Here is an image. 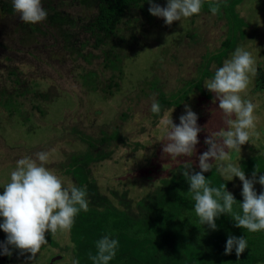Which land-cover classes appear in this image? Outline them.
Returning a JSON list of instances; mask_svg holds the SVG:
<instances>
[{"label":"rangeland","instance_id":"1","mask_svg":"<svg viewBox=\"0 0 264 264\" xmlns=\"http://www.w3.org/2000/svg\"><path fill=\"white\" fill-rule=\"evenodd\" d=\"M85 1L52 0L57 11L74 22L73 29L67 23L48 25L45 19L32 24L40 28V32L29 33L23 30L24 23L17 13L15 17L0 20V24L3 23L0 25V194L10 181L16 161L24 155L35 158L41 151L51 152L45 166L54 171L65 186L75 185L66 170L71 158L87 150V145L74 131H81L93 139H98L102 133L110 135L116 131L120 140L107 148L108 158L91 165V177L100 193L112 199L114 205L113 191H126L128 199L136 202L153 191L178 164L189 162L193 169L200 170L198 156L207 151L205 138L225 127L218 100L213 103L214 94L204 87L207 80L202 88L210 93V98L194 90L179 109H166L156 118L150 111L153 96L157 102L159 94L168 99L186 82L197 79L204 60L221 51L222 43L230 37L229 22L223 13L218 16L200 12L173 22L171 26L162 18L154 17L152 22H147L139 11L133 13L132 20L141 21L142 25L123 32L128 45H122L123 73L119 77L102 65L106 46L90 47L93 39L83 26L96 8ZM156 4L166 7L167 0ZM235 11L246 35L237 48L250 52L255 60L248 88L240 94L256 105V126L249 130V142L242 146L239 158L247 159L255 151L260 152L264 144V82L256 84V72L264 74V0H242ZM65 31L75 38H66ZM131 35L133 41L129 39ZM82 42L88 44L87 51L83 52L87 61L79 58L75 50H70ZM65 45L71 48L66 49ZM215 67V64L209 66L211 70ZM90 71L96 74L98 84L93 92L81 82V75ZM8 100L18 102L19 113L9 114L3 108L2 103ZM185 106H190L197 114V123L202 129L208 126L199 133V143L192 157H167L162 149L168 129L160 121L167 115L179 125ZM239 159L235 161L238 166ZM217 164L213 169L216 170ZM222 177L230 185V193L241 195L242 182L238 177L231 181L229 177ZM255 190L259 194L264 192V187L257 183ZM46 239L48 243L42 246L32 264H46L50 257L54 264L71 263L62 250L69 244V230L58 231L55 235L46 233ZM30 255L18 253L16 264H29Z\"/></svg>","mask_w":264,"mask_h":264},{"label":"trees","instance_id":"2","mask_svg":"<svg viewBox=\"0 0 264 264\" xmlns=\"http://www.w3.org/2000/svg\"><path fill=\"white\" fill-rule=\"evenodd\" d=\"M161 1L153 0L154 3ZM241 1L202 0L200 12L211 13L210 7L219 5L216 15L221 16L223 13L227 18L230 37L222 43L219 53L204 60L196 80L186 82L180 91L170 95L168 99L163 94H159L158 103L161 105V112L152 113L154 118L161 116L166 109L181 108L194 90L207 98L211 97L208 91L203 90V82L213 78L216 69L222 67L223 60L237 49V44L246 36L241 19L235 11ZM86 2L87 5L96 8L95 14L83 26L93 39V45L91 44L90 47L99 49L102 45L106 46L102 52V65L106 70L121 77L122 45L128 41L124 38L123 32L142 25L141 21L132 20V14L137 11L146 18L147 22H152L154 16L149 12L151 5L148 0H86ZM42 5L48 13L46 18L48 25L67 23L73 29L74 22H70L67 16L57 11L52 0H42ZM15 15L11 0H0V20ZM138 22L140 24H137ZM23 25V30L26 29L29 33L41 31L32 24ZM65 34L66 38L74 37L67 31ZM115 38L116 41L113 40ZM129 39L133 41L134 37L131 35ZM65 47L71 48L69 45ZM87 47L88 44L82 42L73 45V49L70 50H75L79 58L87 61V57L83 54L87 51ZM210 64H215L214 70L209 68ZM95 77L96 74L92 71L81 75L82 85L91 92L97 89ZM256 77H258L256 84L259 81L264 82V74L256 72ZM110 83L116 86L114 81ZM32 93L38 95L36 92ZM2 106L9 114L19 113L18 102L8 100L2 103ZM36 109L40 111L38 107ZM75 132L79 140L87 145V150L73 156L66 171L72 175L75 186L86 188L89 207L88 211H81L75 217L69 230V244L67 247H62L71 261L66 264H73L74 260H78L79 264H92L89 253L95 255V242L105 235L119 241L116 256L110 264H264V231L252 233L237 228L231 215H221L216 220V230L199 222L194 210V201L189 193L190 185L181 174L184 164H178L167 177L160 180L153 191L136 202L128 199L126 191L111 192L114 205L112 199L100 193L95 180L91 177L90 168L92 164L108 158L110 151L107 148L112 142L120 140L119 134L116 131L110 135L102 133L98 139H93L81 131L75 130ZM256 165L259 174L264 175V144L261 145L260 152L255 151L247 159H239V166H242L246 176H252ZM194 171L200 170L194 169ZM204 175L211 181V187L227 185L228 190L230 185L215 169ZM233 195L237 201L233 205V213L242 214L239 203L243 202V197L239 194ZM229 235L247 239L248 248L240 257L236 256L235 249L231 255H225ZM52 245L54 246V243Z\"/></svg>","mask_w":264,"mask_h":264},{"label":"clouds","instance_id":"3","mask_svg":"<svg viewBox=\"0 0 264 264\" xmlns=\"http://www.w3.org/2000/svg\"><path fill=\"white\" fill-rule=\"evenodd\" d=\"M148 3L151 5L150 14L162 18L168 26L199 14L202 7V0H167L166 7L153 0H148ZM11 7L26 24L40 23L48 15L42 0H11ZM218 11V4L210 7L212 15ZM254 64L251 53L238 47L231 58L216 69L213 78L205 82L204 87L214 94L213 103L219 102L225 127L205 138L207 151L198 156L200 171H194L193 166L185 162L181 173L190 185L189 193L199 222L212 230L217 229L216 220L221 215H231L237 228L252 233L264 231V192L258 194L255 190L257 183L264 187V175L259 174L256 165L252 178L248 179L242 166L235 163L241 156L242 146L249 142V130L256 126V105L240 95L248 88L249 73L253 71ZM150 111L153 114L161 112L155 96ZM198 119L190 106H185L179 125L173 122L172 117L164 116L160 123L168 129L162 149L165 156L178 158L195 154L198 135L208 126L202 129ZM50 155L51 152L41 151L35 154V158L29 155L19 158L10 173V181L0 194V229L7 235L6 242L0 243V254L11 257V246L18 249L21 256L30 253L29 264L48 243L46 233L55 235L58 231L70 230L75 217L81 211H88L89 207L86 188L74 184L65 186L62 179L45 166ZM214 164L222 176L229 177L230 181L238 177L242 182L243 202L239 203L242 214L233 213V205L237 201L227 190V185L211 187V181L206 179L204 173L212 171ZM118 246V240L105 235L95 242L96 253H89V259L92 264H110ZM247 248V239L229 235L225 255H231L235 249L236 256L240 257ZM73 264H79V261L74 260Z\"/></svg>","mask_w":264,"mask_h":264},{"label":"flooded vegetation","instance_id":"4","mask_svg":"<svg viewBox=\"0 0 264 264\" xmlns=\"http://www.w3.org/2000/svg\"><path fill=\"white\" fill-rule=\"evenodd\" d=\"M7 240V235L3 232L2 229H0V243H4L6 242ZM10 247V250L13 252V255L11 257H8V256H4L2 254H0V264H16V255L19 253V250L18 249H12L11 246ZM2 251V250H0ZM51 258H49V260L47 261L46 264L50 263L49 261H51Z\"/></svg>","mask_w":264,"mask_h":264},{"label":"water","instance_id":"5","mask_svg":"<svg viewBox=\"0 0 264 264\" xmlns=\"http://www.w3.org/2000/svg\"><path fill=\"white\" fill-rule=\"evenodd\" d=\"M53 262H54V260H53V261H51L49 264H53Z\"/></svg>","mask_w":264,"mask_h":264}]
</instances>
